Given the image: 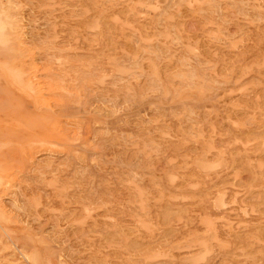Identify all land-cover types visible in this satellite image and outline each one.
<instances>
[{
    "label": "rangeland",
    "instance_id": "rangeland-1",
    "mask_svg": "<svg viewBox=\"0 0 264 264\" xmlns=\"http://www.w3.org/2000/svg\"><path fill=\"white\" fill-rule=\"evenodd\" d=\"M0 1V264H264V0Z\"/></svg>",
    "mask_w": 264,
    "mask_h": 264
},
{
    "label": "bare ground",
    "instance_id": "bare-ground-1",
    "mask_svg": "<svg viewBox=\"0 0 264 264\" xmlns=\"http://www.w3.org/2000/svg\"><path fill=\"white\" fill-rule=\"evenodd\" d=\"M14 1V0H13ZM1 2V1H0ZM4 2V1H3ZM12 3V2H11ZM2 4V3H1ZM4 4H5V2H4ZM15 6V5H14ZM10 14H13L12 12L10 13ZM19 17L21 18V16L19 15ZM3 18V17H2ZM16 18H17V16H16ZM22 19V18H21ZM12 23V22H11ZM13 24V23H12ZM0 34H2V31H1V28H0ZM10 37H13V36H10ZM19 37V36H18ZM50 38H52V37H50ZM50 38H49V40H50ZM12 40V39H11ZM45 40H47V39H45ZM43 42V41H42ZM46 42V44H49V43H47L48 41H45ZM54 44V43H53ZM42 45V44H41ZM44 47L43 48H45L46 49V45H43ZM54 46H55V44H54ZM8 47V46H7ZM6 47V48H7ZM10 47V46H9ZM52 47V46H51ZM53 49L55 48V47H52ZM57 48V47H56ZM55 48V49H56ZM11 49V48H10ZM9 49V50H10ZM12 50V49H11ZM41 50V49H40ZM50 50V49H49ZM57 50V49H56ZM13 51V50H12ZM42 51V50H41ZM44 51V50H43ZM42 51V52H43ZM46 51H47V49H46ZM54 51V50H53ZM1 52V51H0ZM4 52V51H3ZM59 52V51H58ZM10 53V52H9ZM57 53V52H56ZM48 54V53H47ZM50 54V53H49ZM12 55V54H11ZM61 55V54H60ZM59 55V56H60ZM2 56V55H1ZM52 56H54L53 54H52ZM57 56H58V54H57ZM47 57H49V55L47 56ZM49 58H52V57H49ZM55 58H56V55H55ZM58 58V57H57ZM60 58V57H59ZM53 59V58H52ZM30 60V59H29ZM65 61V60H64ZM6 62V61H5ZM28 62V61H27ZM7 63V62H6ZM10 65V64H9ZM62 65V64H61ZM27 66H28V63H27ZM23 71V70H22ZM26 72V71H25ZM1 73V72H0ZM26 74V73H25ZM51 74V73H50ZM55 75V74H54ZM5 76H7V75H5ZM45 76V75H44ZM56 76V75H55ZM66 76V75H65ZM69 76V75H68ZM74 76V75H73ZM72 76V77H73ZM89 77V76H88ZM49 79V78H48ZM60 79V78H59ZM80 79V78H79ZM78 79V80H79ZM88 80H89V78H88ZM24 85H26L25 83H24ZM23 89V88H22ZM24 90V89H23ZM72 90V89H71ZM70 91V90H69ZM75 91H76V89H75ZM27 93V92H26ZM27 95H29V94H27ZM32 98V97H31ZM37 98V97H36ZM47 99V98H46ZM48 100V99H47ZM32 101H33V98H32ZM33 103V102H32ZM51 107V106H50ZM34 118V117H33ZM36 118V117H35ZM34 120V119H33ZM23 127V126H22ZM24 128V127H23ZM27 128V127H26ZM25 132V131H24ZM31 133H32V131H31ZM35 134V133H34ZM13 137V136H12ZM27 151V150H26ZM24 153V152H23ZM28 155V154H27ZM24 156H25V154H24ZM27 158V157H26ZM31 159V158H30ZM26 160V159H25ZM29 160V159H28ZM34 162V161H33ZM35 163V162H34ZM26 164V163H25ZM27 165V164H26ZM34 165V164H33ZM48 165V164H47ZM46 165V167H48ZM28 166V165H27ZM50 167V166H49ZM26 168V167H25ZM46 169V168H45ZM40 170V169H39ZM3 213V212H2ZM4 218H6V217H4ZM8 218V217H7ZM6 220V219H5ZM10 222V221H9ZM42 259V258H41ZM43 261V260H42ZM44 263V262H43Z\"/></svg>",
    "mask_w": 264,
    "mask_h": 264
}]
</instances>
